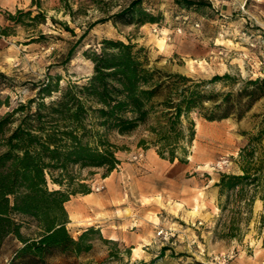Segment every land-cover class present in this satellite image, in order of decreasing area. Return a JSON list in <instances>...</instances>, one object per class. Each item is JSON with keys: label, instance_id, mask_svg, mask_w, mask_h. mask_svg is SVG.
I'll return each instance as SVG.
<instances>
[{"label": "rangeland", "instance_id": "1", "mask_svg": "<svg viewBox=\"0 0 264 264\" xmlns=\"http://www.w3.org/2000/svg\"><path fill=\"white\" fill-rule=\"evenodd\" d=\"M130 1L0 0V32L6 29L8 33L0 36V116L19 103L37 99L38 88L49 77L58 76L62 88L85 83L93 65L84 53L98 49L105 38L143 48L149 66L198 80L224 73L242 78L264 76V0H192L203 5L190 9L174 0H146L141 7L157 18L155 23L107 20L93 24ZM17 10H31L32 16L41 12L44 20L30 22L24 17V23L33 24H16L8 13ZM61 23L73 29L74 35ZM88 27L64 64L68 50ZM206 89L229 90L218 82ZM262 116L264 99L241 119L207 121L193 114L194 140L185 155L178 151L185 162L163 159L152 146L139 147V139L147 135L143 126L128 135L109 132L108 140L118 147L119 164L106 176L103 168L81 171L83 183L95 197L85 201L91 215L67 224L74 238L89 227L100 235H94L88 253L65 256L54 252L44 263L137 264L157 257L166 247L154 264H264V201L254 200L247 219L240 222L239 239L221 238L231 206L221 210L215 186L222 173H240L239 151L257 132ZM95 186L102 189L96 192ZM49 188L58 187L49 182ZM112 220L119 223L123 239L110 238ZM35 232L34 223L21 229L26 237ZM21 246L8 236L0 248V264H10Z\"/></svg>", "mask_w": 264, "mask_h": 264}, {"label": "trees", "instance_id": "2", "mask_svg": "<svg viewBox=\"0 0 264 264\" xmlns=\"http://www.w3.org/2000/svg\"><path fill=\"white\" fill-rule=\"evenodd\" d=\"M144 1L131 0L111 17L93 24L107 20L157 22L141 7ZM174 1L187 9L203 5L201 1ZM36 6L40 8L39 3ZM24 17L30 22L44 20L41 12L32 16L31 10L8 13L16 24H33L24 23ZM61 24L74 35L73 29ZM88 29L68 50L64 64ZM7 34L6 29L0 32V36ZM142 51L131 42L105 38L98 49L84 53L93 65L85 83L62 88L58 76L49 77L38 88L37 99L19 103L0 116V248L8 236L22 244L10 264H45V257L54 252L79 256L92 249V239L100 233L89 227L74 238L67 229L65 203L73 195L90 193L81 178L82 170L103 168L106 176L119 164L118 147L108 140L109 132L128 135L143 126L147 135L139 139V147L152 146L163 159L185 162L178 151L185 155L194 140L193 114L207 121L241 119L264 99V76L242 78L224 73L198 80L149 66ZM216 82L229 90L206 89ZM235 83L239 85L233 92ZM238 164L240 173H222L215 183L221 210L231 206L221 238L239 239L240 222L247 219L254 200L264 201V116L257 132L240 149ZM49 182L58 188L50 189ZM28 223L36 227L31 237L21 233ZM166 250L162 247L157 257L137 264H154Z\"/></svg>", "mask_w": 264, "mask_h": 264}, {"label": "crops", "instance_id": "3", "mask_svg": "<svg viewBox=\"0 0 264 264\" xmlns=\"http://www.w3.org/2000/svg\"><path fill=\"white\" fill-rule=\"evenodd\" d=\"M93 193H89L86 195H82L81 197H77L74 200H69L65 203V208L68 213L69 223L77 221L79 219H83L84 216L91 215L86 209L85 201L94 200L95 197H91ZM98 200H101L100 198ZM96 219H94L95 221ZM110 223L114 226V229L109 230L110 238H120L123 239V233L120 231L119 223L116 220H112Z\"/></svg>", "mask_w": 264, "mask_h": 264}, {"label": "built area", "instance_id": "4", "mask_svg": "<svg viewBox=\"0 0 264 264\" xmlns=\"http://www.w3.org/2000/svg\"><path fill=\"white\" fill-rule=\"evenodd\" d=\"M186 20H187V17H184V19H183V23H185ZM195 26L198 27V24L196 23ZM177 31H178V32H181V29L178 28ZM141 155H142V154H140L139 156H141ZM101 189H102L101 186H95V187H94V190H95L96 192H97V191H100ZM159 234H162V232L160 231Z\"/></svg>", "mask_w": 264, "mask_h": 264}]
</instances>
